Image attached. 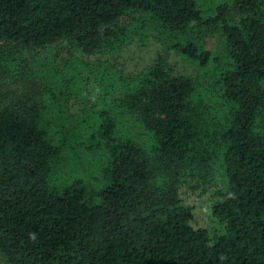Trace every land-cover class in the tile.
<instances>
[{"label": "trees", "instance_id": "trees-1", "mask_svg": "<svg viewBox=\"0 0 264 264\" xmlns=\"http://www.w3.org/2000/svg\"><path fill=\"white\" fill-rule=\"evenodd\" d=\"M145 19L169 34L218 28L228 59L215 122L200 84L163 52L125 72ZM171 45L218 60L192 40ZM25 46L44 50L41 68L18 63ZM89 88L98 105L77 118L55 98ZM78 149L96 160L93 183L64 170ZM217 161L225 226L210 233L179 189ZM0 264H264V0L210 12L199 0H0Z\"/></svg>", "mask_w": 264, "mask_h": 264}, {"label": "rangeland", "instance_id": "rangeland-1", "mask_svg": "<svg viewBox=\"0 0 264 264\" xmlns=\"http://www.w3.org/2000/svg\"><path fill=\"white\" fill-rule=\"evenodd\" d=\"M200 4L206 12L213 10L215 3L218 0H199ZM139 17L126 18V23L129 21L140 22ZM142 20V18H140ZM146 20V19H145ZM144 21V28L138 30L144 31L142 34L138 32L134 35V39L139 41L136 43H129L123 50V56L120 58L122 66H124L125 72H130L131 69H137L149 65L152 60L157 56L158 52H163L167 57V62L176 71L184 72L192 76L199 84L200 91L204 98V103H201V109H203V115L206 120L215 122V119L219 118V110L221 109L220 98L216 89V73L222 64L226 63L228 59L227 52L225 50V43L218 32L217 27H207L205 25L192 24L188 26L184 31L173 32L169 34L167 32L161 33L159 29H153V25ZM179 39L181 41H195L202 49L210 50L213 56L218 60H209L208 64H202L196 58L188 56H182L177 51L173 50L171 45L172 41ZM19 56L18 63L27 64L31 69H39L43 63L44 50L36 47H21L20 52L16 55ZM92 79V78H91ZM90 79V80H91ZM29 86V85H28ZM14 89L18 91L21 97L25 98L26 86L21 82H15L12 84ZM89 87V86H88ZM30 89V86H29ZM96 91L89 88L86 95L83 96L80 93H69L68 101L63 97L55 96L58 104L67 108L74 115L72 118H77V115L86 110L90 113V109L94 104L96 98ZM58 93V91H57ZM82 93V92H81ZM84 94V93H82ZM36 96V93L34 94ZM9 100V98H6ZM77 111L78 113H75ZM85 111L81 114L83 116ZM88 116V115H85ZM131 130V129H130ZM138 129L133 131L137 133ZM143 142L145 140H142ZM69 159H67V167L65 171L71 172V174L81 175L93 183L95 177L98 175V168L96 167V160L92 158V153L84 152L78 149V153L67 150ZM66 161V162H67ZM223 173L222 166L219 161L213 163V168L208 175H202L194 180L195 187H192L189 183H185L179 189L182 199L193 206V217L191 223L194 226L206 227L210 233L220 232L224 230L225 222L214 214L213 206L218 200L216 189L223 185Z\"/></svg>", "mask_w": 264, "mask_h": 264}]
</instances>
